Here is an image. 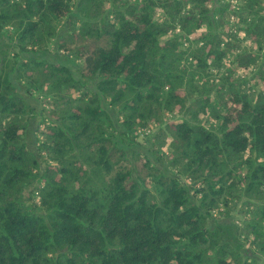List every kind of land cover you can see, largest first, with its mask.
Wrapping results in <instances>:
<instances>
[{"label":"trees","instance_id":"16d2710c","mask_svg":"<svg viewBox=\"0 0 264 264\" xmlns=\"http://www.w3.org/2000/svg\"><path fill=\"white\" fill-rule=\"evenodd\" d=\"M0 264H264V0H0Z\"/></svg>","mask_w":264,"mask_h":264},{"label":"rangeland","instance_id":"374dc122","mask_svg":"<svg viewBox=\"0 0 264 264\" xmlns=\"http://www.w3.org/2000/svg\"><path fill=\"white\" fill-rule=\"evenodd\" d=\"M10 47H11V45H9ZM246 73V72H245ZM35 104L36 105H38V108H40V105H39V103L38 102H36L35 101ZM166 117H169V115H166ZM39 120H40V117H35L34 119H33V121H32V123H31V128L33 127L34 128V126H35V124H37L38 122H39ZM148 134V131H144L143 132V134ZM147 136H146V138L143 140V144H146V140H147ZM27 142H28V145H29V147L31 148V149H34V143H35V139L34 138H28V140H27ZM40 167L41 168H43V166H44V162L43 161H40ZM236 219V218H235ZM237 220L239 221V218H237Z\"/></svg>","mask_w":264,"mask_h":264}]
</instances>
